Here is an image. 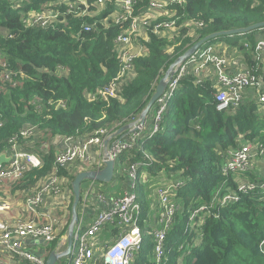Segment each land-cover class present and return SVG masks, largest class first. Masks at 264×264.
<instances>
[{
    "label": "trees",
    "instance_id": "1",
    "mask_svg": "<svg viewBox=\"0 0 264 264\" xmlns=\"http://www.w3.org/2000/svg\"><path fill=\"white\" fill-rule=\"evenodd\" d=\"M150 1L136 0L132 16L143 17ZM109 3L93 17L65 13L66 6L57 0H0V63L4 64L0 73L9 75L0 76V153L8 148V140L16 137L18 148L37 153L42 162L38 168H28L19 179L0 181V200L8 201L12 208L15 193L32 189L24 198L35 193L53 171L55 137L77 140L99 130L114 133L137 119L166 69L194 42L213 32L264 21V0H186L183 5L170 4L166 13L141 26L134 44L145 52L126 64L116 38L130 18L121 24L107 21L113 9ZM88 8L98 7L91 4ZM47 9L58 11L63 21L51 26L30 24L29 15ZM161 22L173 24L157 32L155 26ZM87 23L94 25L84 31ZM259 35L260 30L255 29L219 36L205 45L225 41L230 53L235 51L229 54L231 57L239 56L242 65L263 74L264 60L257 58L255 51ZM187 70L157 121L156 132L152 136V129L141 132L134 145L118 154L115 169L119 165L120 170H127L132 162H140L138 177L143 172L148 177L165 172L167 180L177 185L172 191L180 209L165 239L166 260L162 264H264L263 189L256 186L239 192L235 186L243 177L251 182L264 178L248 173L250 170L222 172L227 150L239 148L243 139L264 145V103L243 99L236 107L217 111L215 83L197 80L190 65ZM112 85L116 96L102 97L101 92ZM157 108L155 102L147 115L153 125ZM32 126L35 132L24 136L22 131ZM86 165L58 168L68 189L79 171L97 169L93 163ZM115 178L127 180L128 176L114 171ZM142 187L137 183L143 210L141 227L151 207L150 192ZM233 188L239 200L215 203L201 213L195 242L191 240L187 232L189 211L200 204H211L217 189L223 194ZM17 197L21 199V194ZM72 198L66 224L57 240L49 244L48 253L65 233ZM143 235L144 246L133 264H155L152 235L144 228ZM193 242L195 246H186ZM21 263L35 264L29 260Z\"/></svg>",
    "mask_w": 264,
    "mask_h": 264
},
{
    "label": "built area",
    "instance_id": "2",
    "mask_svg": "<svg viewBox=\"0 0 264 264\" xmlns=\"http://www.w3.org/2000/svg\"><path fill=\"white\" fill-rule=\"evenodd\" d=\"M57 1L66 6V10H70L71 12L75 8L85 10L91 0ZM106 1H110L115 10L114 18L112 19L114 23L121 24L130 18L127 28L121 31L116 38V44L119 46L120 52H122L121 59L126 64L133 56L138 54L131 50L137 27L140 24L148 25L152 17H158L163 12L166 13V6L170 4L183 5L186 2V0H151L144 10V16L140 18L132 16L136 0H94V5L97 7L102 6ZM75 15L80 16L79 14ZM58 16V11L47 9L40 14L29 15L28 17L31 18V25L51 26L55 25L54 22L63 21V18L59 19ZM109 20L110 18H107V21ZM172 24L161 22L155 26V29L158 32L161 27H170ZM93 25L87 23L83 27V30L88 31ZM259 30L260 35L255 45V51L258 54L257 58L261 57L264 60V27ZM128 44H130L129 47L125 49ZM196 56L203 60L201 64H211L217 70L216 81L214 82L216 88L214 101L217 111H223L232 106L236 107L243 101L245 89L249 88L260 90L261 96L258 98V102L264 103V91L261 90V85L264 84V72L263 74H256L253 69L245 65L241 66V69L231 70L232 65L229 66L228 59L219 55L211 44L200 50L197 55L192 56L189 61H195ZM0 65L4 66L3 63H0ZM195 70L197 72L198 67ZM187 71V64L183 63L168 83L165 93L157 99L158 108L155 114V124L150 132V136L156 132L158 128L157 121H159L161 114L165 111L168 100L172 97L180 78ZM1 74L0 76H9L8 74ZM114 86L106 88L100 95L102 97L108 95L116 96ZM143 124L137 123L128 134L123 133L113 139L112 135L104 134L103 130H99L94 135L84 139L60 138V149L55 150L54 169L48 175L42 187L24 198V202L21 204V207H23L21 215L15 218H0V264H19L20 260H29L35 264H45L48 246L60 236L66 224L65 216L70 204L71 192L69 195V190L65 188L63 177L58 174V168L67 167L74 160L88 164L93 163L97 168H101L105 154L116 160L122 150L135 144L143 129ZM35 130L36 128L33 126L28 127L22 131V134L24 136L30 135ZM107 139L110 140L108 147L104 148L103 153H97L96 150L98 148L96 146L104 144ZM15 140L16 137L9 139L8 148L0 153V155L5 154L8 158L7 162L0 164V181L8 178L19 179L28 168H38L41 166L40 156L33 151L18 148ZM256 156H260L262 161H264L263 144L253 145L251 142H248L239 148H230L226 152V160L222 167V172L226 174L229 171H247L251 166L250 163ZM140 165V162H132L129 165L127 170L132 185L117 196L106 197L101 191L94 189L95 184L98 182L87 181L89 186L85 190V196H91V199L88 201L92 202V200H96L99 207L101 204V208L89 224L82 223L79 217V222L75 227L72 238L73 247L66 264L134 263L136 255L145 243L143 228L139 225V219L143 215V210L136 188L137 183L142 184L143 179L146 177L145 173L138 177L137 171ZM163 183L156 189L160 207L159 213L155 216L157 218V227L147 230L152 235L154 241L153 261L155 264H162L166 260L165 239L180 209L179 204L173 199L174 193L172 190L177 185L175 186L170 181H164ZM256 186L262 188V193H264V181L251 182L248 180L246 182H239L237 190L239 192H248L254 189V187L256 188ZM106 198L109 199L105 200ZM238 200V192L228 191L221 194V190L217 189L210 202L211 204H200L193 210H190L188 216L190 225L187 232H189L191 240L195 242V233L198 231L197 226L200 224L201 213L207 212L215 203L224 205ZM11 208L12 206L8 201L0 200V214L8 213ZM143 222L146 224L147 219L145 218ZM104 227L110 235L116 233L114 230L118 229V236L111 238V243L101 251L99 247L102 245L99 242V235H101L100 230L103 231ZM60 239L54 249H59L63 246V244H61V247L58 246L61 242ZM26 240L31 242L30 247L26 246ZM41 240L42 243L40 242ZM194 242L191 244L187 243L186 246H195L196 243ZM39 244L45 245V250H42V254L39 255L30 251L33 246H38ZM262 245L264 252V243ZM181 247L183 248V246Z\"/></svg>",
    "mask_w": 264,
    "mask_h": 264
},
{
    "label": "water",
    "instance_id": "3",
    "mask_svg": "<svg viewBox=\"0 0 264 264\" xmlns=\"http://www.w3.org/2000/svg\"><path fill=\"white\" fill-rule=\"evenodd\" d=\"M263 27H264V21H260L246 27L213 32L194 42L188 49H186L181 55H179L166 69L163 76L158 81L153 94L151 95L149 101L147 102L145 108L141 111L138 118L118 128L114 132L113 136H119L126 132L128 133L133 129V127L137 123L138 124L144 123L149 109L157 101V99L165 93L167 85L171 81L175 73L183 65V63L186 62V60H188L189 58L195 55V53L199 50V48H201L203 44L219 36L244 34L255 29H261ZM108 142L109 139L105 140L104 142L105 146H107ZM7 161L8 158L5 156V154H1L0 164ZM114 171H115V160L108 154H105L103 156V166L101 168L82 170L79 171L74 176L71 182V191L73 198L70 207V219L67 228L65 230V233L60 239L61 242L58 244V246L61 247L62 246L61 244L65 243V248L63 250L61 248L59 249L56 248L50 251L46 257L45 264H56V262L59 261L61 258L70 256L71 254V248L73 247L72 238L75 227L79 222L78 205L81 200V183L83 181H98L102 183H108L113 179ZM40 242L42 243V240Z\"/></svg>",
    "mask_w": 264,
    "mask_h": 264
},
{
    "label": "rangeland",
    "instance_id": "4",
    "mask_svg": "<svg viewBox=\"0 0 264 264\" xmlns=\"http://www.w3.org/2000/svg\"><path fill=\"white\" fill-rule=\"evenodd\" d=\"M94 5V0H91L90 2H89V4H88V6L89 5ZM107 5H108V1H106L105 2V4L104 5H102V6H98V8H96V9H94V10H91V9H89L88 8V6H87V8L84 10V9H81V12L79 13V15L81 16V15H83V14H90V15H92L93 17H96V16H98L99 15V13L100 12H102L106 7H107ZM109 6H110V3H109ZM119 8H120V6L119 5H117ZM70 12V10H65V13H69ZM76 10H72V12H74V14H76V12H75ZM115 13V10L114 9H112V12L109 14L110 15V20L112 21V19L114 18L113 16V14ZM43 15H45V14H43ZM60 19V18H59ZM128 26V25H127ZM141 24L137 27V32H136V36L135 37H133V43H135L136 41H137V37L139 36V34H140V31L142 30V28H141ZM0 31H1V29H0ZM219 42V41H218ZM218 42H211L210 44L211 45H213L215 48H219L218 46ZM223 42H225V41H223ZM206 44V43H205ZM205 44H203L202 46H201V48H199V50L195 53L196 55H197V53L200 51V50H202V49H204L207 45H205ZM135 52H137V53H144L145 52V49H142V48H140L139 46L138 47H136V49H135ZM233 52H235L234 50H233ZM234 54V53H233ZM232 55V54H231ZM231 56H229V58H230ZM231 59V61L230 60H228V63L229 62H231V63H229V66H235L234 67V69H241V68H239V67H241V65L242 64H238V63H234V61H235V59L233 58V57H231L230 58ZM190 60V58L188 59V60H186V62H185V64H187V68L189 67V65L190 66H192L193 67V73L196 75V77H197V73H196V70H195V68H197L198 67V64H200L201 62H203V60L201 59V58H198L197 56H196V60L195 61H193V62H190L189 61ZM233 63V64H232ZM209 65V64H208ZM243 66V65H242ZM232 70V69H231ZM210 75H212V73H210ZM208 77H210L209 75H208ZM208 77H206V79H209L210 81H212L213 83L216 81V76L214 77L213 75H212V77H214V78H208ZM199 78H197V80H198ZM203 81V80H202ZM199 82V81H198ZM264 84H262L261 85V90L262 91H264L263 90V86ZM250 89V88H249ZM249 89H245V91H247L248 93H251L252 94V96L250 97V99H257L258 101H259V97L261 96L260 94H261V92H260V90L258 91L257 89H254V90H252V91H249ZM176 90V89H175ZM174 93V92H173ZM116 131V130H115ZM114 131V132H115ZM238 138H240V137H238ZM249 141L247 140V139H243L241 142H240V146L239 147H241V146H243V145H245L246 143H248ZM251 143L253 144V145H257L258 143L257 142H252L251 141ZM106 147H108V144H107V146H105V144H102V145H99V146H96V148H98L97 150H96V152L97 153H103L104 152V148H106ZM53 149V148H52ZM59 149V148H58ZM90 152V151H89ZM74 162H79L78 164H73ZM87 163H83V162H81V161H79V160H74V161H72V162H70L69 164H68V168L70 169V167H71V165L73 166V167H76V165H78V168L77 169H79L80 167H82V168H84V167H87V165H86ZM251 164V166L249 167V169L248 170H250L251 172H248V173H257V170L258 171H260L261 170V168L260 167H262V158L260 157V156H256L254 159H253V161L250 163ZM92 165V164H91ZM90 166V165H89ZM115 172H117V173H119L120 172V166L118 165L117 166V168L115 169ZM238 172V171H237ZM143 173H145V175H146V177H147V179H146V177L143 179V183H142V185H143V187H142V190H146V191H149L150 192V197H148L149 198V202H151V207H150V209H147L148 211H149V215L151 216V218L150 219H147V222H146V224L143 222V224H142V228H144V229H146V230H149V229H154L155 227H157V224H156V220L154 219V218H152V216H156L158 213H159V204L157 203V195H156V189L161 185V184H164L163 182L164 181H169V180H167V174L164 172V173H157V174H155V175H151L150 177H148L149 175L146 173V172H143ZM258 175V174H257ZM259 176V175H258ZM66 179H64V181H65ZM147 180V181H146ZM160 180H162V181H160ZM249 179L247 178V177H243V178H241V179H239V180H236V187H237V185H238V183L239 182H246V181H248ZM264 180V179H263ZM160 181V182H159ZM256 182H258V181H256ZM102 183V182H101ZM101 183H97V184H101ZM40 184V183H39ZM115 185H118V181H117V179L115 178V179H113V181L111 182V183H103L102 184V186L100 187V188H97V185L95 186V190L97 191V190H99V191H101V192H103V193H108L109 191H110V188H112V187H114ZM65 188L67 189V190H69L68 189V187H67V183L65 182ZM95 190H93V191H95ZM230 191H235V188H233V189H231ZM69 195H70V192H69ZM65 218H66V216H65ZM156 218V217H155ZM64 219V218H63ZM157 219V218H156ZM90 223V222H89ZM89 223H84V224H89ZM143 230V229H142ZM101 231V235H100V238H99V242H100V244L102 245L101 247H99L100 249H101V251H103V249H105L106 247H107V245L108 244H110L111 243V238H115L116 236H118V234H117V232H118V229H116V230H114L116 233H114L113 235H110L109 234V232L108 231H106V230H100ZM65 248V243H63V246L61 247V249L63 250ZM39 250H45V245L44 244H39L38 246H33L31 249H30V251H32V252H34L35 254H38V252H39ZM69 259V257L68 256H66V257H64V258H61L59 261H57L56 262V264H66V262H67V260ZM22 264V263H21Z\"/></svg>",
    "mask_w": 264,
    "mask_h": 264
},
{
    "label": "crops",
    "instance_id": "5",
    "mask_svg": "<svg viewBox=\"0 0 264 264\" xmlns=\"http://www.w3.org/2000/svg\"><path fill=\"white\" fill-rule=\"evenodd\" d=\"M90 16H92V15H90ZM129 45L130 44H128L125 47V49H127L129 47ZM218 45H219L218 46L219 48H215L217 53L219 55H222V57H225L226 59L231 61V59H230L231 57L229 58V56H230L229 54L233 55V52L230 53L226 42L220 41V42H218ZM138 46L136 44H133L131 46V50L135 52V49ZM139 47L142 48L141 46H139ZM225 47H226V49H225ZM233 58L235 59V61H234L235 63L241 64L240 63L241 59H240L239 56H233ZM229 63H231V62H229ZM200 64H198V70L196 72L197 73V78H199V80H207L206 77H208V75L211 78H214L216 76L217 70L211 64H209V65H207V64H201L200 65ZM234 67L231 66V69H234ZM239 68H241V67H239ZM210 73H212V75L214 77H212V75H210ZM210 77H208V78H210ZM249 91H252V89H249ZM247 94H248L247 91L243 92V99L244 100H249L250 97L252 96V94H250V95H247ZM256 101H258V100L256 99ZM154 112H156V111L154 110ZM147 115H148V113H147ZM152 126L154 127L152 119H149V117L148 118L146 117V119L144 121V124H143V129H142L141 132H143L144 130H145L144 132L150 131V129H153ZM113 134L114 133H112L110 135L113 136ZM126 134H128V133L126 132ZM115 137H117V136H113L112 139L115 138ZM60 144H61L60 137H55L53 139V141H52L53 150H57L58 148L60 149ZM260 168H261V170L260 171L257 170V174L264 178V161H262V167H260ZM120 174H123V176H128V179L125 180V179L116 178L117 181H118V185H115L114 187L110 188V191L108 193H103L102 192L106 197L120 195L124 190H126L128 187L130 188V186L132 185L131 184V179H130L129 174H128V170L122 169V170H120ZM113 179H114V177H113ZM113 179L109 183H111L113 181ZM160 181H162V180H160ZM102 184L103 183L95 184V186L97 185V188H100L102 186ZM88 186H89L88 182L83 183V185L81 186L82 197H81V202H80V206H79V217H80L82 223L91 222L94 219V217L96 216L97 211L101 208V204H100V207H99V204H98V202L96 200H92V202L88 201L89 199H91V196H88V197L85 196L84 193H85V190L87 189ZM30 190H32V189H30ZM30 190L21 191V193L20 192L15 193V195L13 196V202H14L13 208L10 210L9 213H3L2 215H0V218H15L18 215H21V210L23 209V207H21V204L24 202V197L26 196V194L29 193L28 191H30ZM69 192H71V195H72V191L70 189H69ZM19 194H21V199H19L17 197ZM108 199L109 198H106L105 200H108ZM157 203H158V200H157ZM147 217H148L147 219L151 218L149 213L147 214ZM152 218L157 220L154 216H152ZM106 228H107V226H106ZM106 228L104 227L103 230H106ZM26 246L30 247L31 246V242L26 240ZM38 254L39 255L42 254V250H39Z\"/></svg>",
    "mask_w": 264,
    "mask_h": 264
}]
</instances>
